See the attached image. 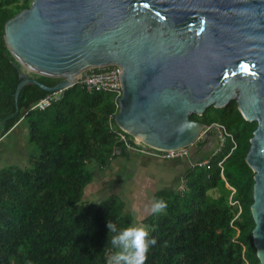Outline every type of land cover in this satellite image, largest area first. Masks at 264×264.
Here are the masks:
<instances>
[{"label":"trees","instance_id":"trees-1","mask_svg":"<svg viewBox=\"0 0 264 264\" xmlns=\"http://www.w3.org/2000/svg\"><path fill=\"white\" fill-rule=\"evenodd\" d=\"M30 5V0H0V123L16 113L21 81L6 45L5 26ZM37 79L48 87L61 81ZM49 94L26 85L17 115L2 129L6 134L18 122L26 123L34 154L29 155L30 167L0 172V264H107L116 250L107 246L108 220L121 228L137 224L118 196L99 203L83 200L93 181L90 165L106 168L128 151L111 129L116 124L115 97L76 84L47 109H33ZM191 120L224 124L236 146L229 138L208 159L209 168L196 163L184 178V191L157 194L167 207L141 223L157 237L145 264H260L251 211L255 173L246 161L258 123L244 118L237 101L213 106Z\"/></svg>","mask_w":264,"mask_h":264},{"label":"water","instance_id":"water-1","mask_svg":"<svg viewBox=\"0 0 264 264\" xmlns=\"http://www.w3.org/2000/svg\"><path fill=\"white\" fill-rule=\"evenodd\" d=\"M4 37L21 81L0 130L26 85L67 90L81 71L112 65L124 90L117 125L155 149L193 147L210 133L191 116L237 101L258 123L246 161L264 264V0H33ZM31 73L61 81L48 87Z\"/></svg>","mask_w":264,"mask_h":264},{"label":"crops","instance_id":"crops-1","mask_svg":"<svg viewBox=\"0 0 264 264\" xmlns=\"http://www.w3.org/2000/svg\"><path fill=\"white\" fill-rule=\"evenodd\" d=\"M23 123L18 122L1 138L11 136ZM211 138L210 134L202 139L198 154L185 159L166 160L128 150L124 155L115 156L106 168L91 164L93 181L87 186L83 200L99 203L118 196L125 202L126 212L133 215L137 224H141L153 214L150 210L153 197L160 192L181 190L188 171L196 163L212 157L215 151L210 156L205 152L214 144ZM3 169L0 168V172Z\"/></svg>","mask_w":264,"mask_h":264},{"label":"built area","instance_id":"built-area-1","mask_svg":"<svg viewBox=\"0 0 264 264\" xmlns=\"http://www.w3.org/2000/svg\"><path fill=\"white\" fill-rule=\"evenodd\" d=\"M77 84L83 85L89 92L97 91L112 93L115 97L116 114L113 117L115 121L116 115L119 113L121 107V99L124 92L122 83V68L120 66L112 65L101 68H89L83 71L77 78ZM64 91L65 90H59L57 92L50 93L48 96L38 101L33 106V109H47L53 102L58 101L61 98V95L64 93ZM116 124L111 123V129L113 132L118 134L120 141L128 150H135L144 155L158 157L166 160L184 159L190 156V148L178 150H159L149 147L143 144L137 138H134L133 136L128 134L122 128H117ZM214 132L217 133L220 141V147L217 148L215 152L220 151L229 138L232 139L236 146L234 138L232 137L231 133H229L227 127L224 124L213 123L207 127L204 133L212 134ZM197 164L200 166H207L209 168V160H204L198 162ZM220 166L222 167L223 173V164L220 163ZM231 189L233 190V193H235V189ZM181 190L184 191L185 188L183 187ZM236 203L238 202H233V204Z\"/></svg>","mask_w":264,"mask_h":264},{"label":"clouds","instance_id":"clouds-1","mask_svg":"<svg viewBox=\"0 0 264 264\" xmlns=\"http://www.w3.org/2000/svg\"><path fill=\"white\" fill-rule=\"evenodd\" d=\"M166 207L167 201L164 198L153 197L150 205L152 213L160 214ZM108 229L107 246L116 250L107 258V264H145L148 252L157 244V237L152 235L147 224H132L121 228L109 219Z\"/></svg>","mask_w":264,"mask_h":264},{"label":"rangeland","instance_id":"rangeland-1","mask_svg":"<svg viewBox=\"0 0 264 264\" xmlns=\"http://www.w3.org/2000/svg\"><path fill=\"white\" fill-rule=\"evenodd\" d=\"M31 3L33 0H30ZM32 76L38 75L31 73ZM119 128V126H116ZM3 131L0 130V168H8L10 166H17L22 168H28L31 166L29 155L33 153V148L29 142V130L26 123H23L12 132L11 136L3 137ZM211 140L214 142L211 147L206 149L207 156H210L213 151H216L220 147V141L217 133L211 134ZM199 142V141H198ZM197 142V143H198ZM195 144L190 148V155L198 154V144ZM31 157V156H30ZM185 159V158H184ZM214 196H218L217 191L211 192ZM97 203V202H96Z\"/></svg>","mask_w":264,"mask_h":264},{"label":"bare ground","instance_id":"bare-ground-1","mask_svg":"<svg viewBox=\"0 0 264 264\" xmlns=\"http://www.w3.org/2000/svg\"><path fill=\"white\" fill-rule=\"evenodd\" d=\"M81 72H82V71H81ZM81 72L75 75V79H77V78L81 75ZM138 140H139V139H138Z\"/></svg>","mask_w":264,"mask_h":264},{"label":"flooded vegetation","instance_id":"flooded-vegetation-1","mask_svg":"<svg viewBox=\"0 0 264 264\" xmlns=\"http://www.w3.org/2000/svg\"><path fill=\"white\" fill-rule=\"evenodd\" d=\"M200 142H202V139H201V141Z\"/></svg>","mask_w":264,"mask_h":264}]
</instances>
